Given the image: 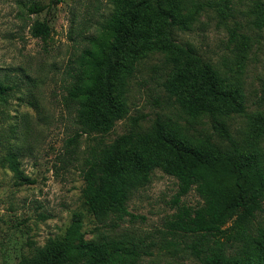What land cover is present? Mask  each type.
Masks as SVG:
<instances>
[{"label":"trees","instance_id":"1","mask_svg":"<svg viewBox=\"0 0 264 264\" xmlns=\"http://www.w3.org/2000/svg\"><path fill=\"white\" fill-rule=\"evenodd\" d=\"M228 13L233 0H220ZM113 9L88 39V46L69 70L73 85L69 95L79 126L68 139L76 145L86 134L105 135L128 113L127 86L140 61L156 51L187 58L189 71L164 82L176 95L181 116L195 120L203 115L222 118L220 130L210 135L193 134L171 119L159 120L156 128L132 131L110 143L91 144L81 168L82 198L88 213L97 221L95 235L87 238L84 213H75L64 234L34 247L18 264H140L153 251L142 236L122 233L113 236L100 230V223L117 228L125 220L140 218L129 210L131 194L148 185L155 169L178 180L172 199L175 211L161 231V243L170 252L181 253L199 264H264V225L255 223L264 204V115L241 137L232 134L226 119L245 111V95L239 81L231 82L209 61L196 65L193 48L169 42L167 27L187 30L196 20L199 7L193 0H112ZM256 5L254 24L264 25V13ZM45 9L31 4L29 11ZM35 37L52 33L47 21L31 27ZM239 36L230 29L231 40ZM1 74L3 77H1ZM20 77L0 72V101L6 102L22 87ZM137 121V120H136ZM0 154V167L10 168L18 185L35 180L21 168L20 147L10 145ZM62 165L67 162L61 158ZM195 190L202 199L187 205L182 197ZM171 264V263H168ZM172 264H189L176 261Z\"/></svg>","mask_w":264,"mask_h":264},{"label":"rangeland","instance_id":"2","mask_svg":"<svg viewBox=\"0 0 264 264\" xmlns=\"http://www.w3.org/2000/svg\"><path fill=\"white\" fill-rule=\"evenodd\" d=\"M193 1L199 7L196 20L187 30L168 26L167 39L184 49L192 47L196 65L209 61L227 73L231 82L242 84L245 111L226 119L232 134L241 137L259 114L264 115V25L254 24L256 5L264 13V0H233L236 10L231 14L220 0ZM35 3L45 9L31 13L29 7ZM112 9V0H0V72L22 79V87L6 102L0 101V154L10 145L20 147L21 168L35 180L18 185L13 171L0 167V264H18L35 246L61 237L78 212L85 215L87 238L95 235L98 223L82 198L81 168L91 144L110 143L132 131L136 123L141 129L156 128L160 119L177 121L193 134L214 135L220 130V117L189 120L181 116L176 95L164 82L188 72V59L176 61L175 52L156 51L140 61L129 81L127 115L109 133L95 134L96 141L84 134L76 145L68 146L79 128L69 95L73 85L69 70ZM44 20L52 29L47 39L31 33L32 25ZM231 28L248 38L231 40ZM62 157L69 161L66 166H61ZM177 191V178L155 169L150 183L135 190L128 202L129 210L140 218L127 219L117 228L100 223V230L145 238L153 254L144 255L140 264H199L161 243L164 221L175 211L172 199ZM182 201L195 207L202 199L191 190ZM255 223L264 225V208Z\"/></svg>","mask_w":264,"mask_h":264}]
</instances>
